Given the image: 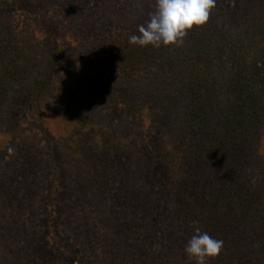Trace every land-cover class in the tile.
I'll return each instance as SVG.
<instances>
[{"label":"trees","instance_id":"trees-1","mask_svg":"<svg viewBox=\"0 0 264 264\" xmlns=\"http://www.w3.org/2000/svg\"><path fill=\"white\" fill-rule=\"evenodd\" d=\"M50 1L42 11L33 1L25 18L15 14L17 27L0 28V264H33L30 247L37 264H90L96 235V264H195L184 249L197 229L223 241L210 264H263L255 245L264 247V0H215L203 26L159 48L128 42L154 0ZM54 14L68 23L71 53L51 43ZM127 81L144 103L118 91ZM14 84L33 90L9 124ZM89 86L165 142L160 160L147 156L159 169L133 173L118 141L128 128L92 133ZM73 197L86 218L70 231L62 214ZM39 198L47 205L38 200L36 223L22 217L21 202Z\"/></svg>","mask_w":264,"mask_h":264},{"label":"rangeland","instance_id":"rangeland-1","mask_svg":"<svg viewBox=\"0 0 264 264\" xmlns=\"http://www.w3.org/2000/svg\"><path fill=\"white\" fill-rule=\"evenodd\" d=\"M18 1L19 2H6L3 0H0V28L9 27V26L17 27L19 25V22L17 21L15 22L14 20L15 14L19 10L18 11L19 19L25 18L27 13L31 12V8L33 7V1L34 2L37 1V5H39V11L45 10L52 3L50 0H18ZM21 2L23 4H21ZM54 16H55V19H54L55 25H53L52 31H55L56 34H55L54 39H52L51 43H54V40H55L56 43L66 44V47H64L63 49V53H71L72 51H74L75 48L73 46L70 47V45H67V43H70L71 41L69 40V38H67V31L70 29L68 26V23H65L63 21V18H64L63 14H61V16L59 17H57L58 16L57 14H54ZM25 32L26 31L24 30L23 33ZM101 59L102 57L100 56V60ZM105 59H109L112 61V57L108 58L107 56ZM135 85L136 84H133L131 81H127V82H124L123 84H119L117 89L118 91H120V93L125 94L128 98H134L135 101H140L141 103H144L147 98L146 96H144V98H141L140 100L138 99L139 97L138 88ZM91 88L92 87L89 86V88L83 91L84 93L83 99L87 100V102L89 103L91 107L86 117L90 118L93 124L95 125L96 130L92 131V133L97 132L98 128L100 127V131L97 133L99 134L102 133V135L106 137L108 136V134H110V131L112 130H117V129H120L121 127L128 128L126 132L127 135H125L126 133L125 134L122 133L118 141L123 142L124 145L129 146V148L126 149V151L128 152L127 154L128 156L129 155L133 156V159H132L133 163L131 164V165H134L132 167L133 173H135L136 176L140 175V173L142 175L147 173L148 175L153 170L159 169V164L150 165L149 162L147 163V161L149 160L147 159V156L149 157L150 155L149 158L152 159V163L155 160H160L163 157L161 156L163 153L162 147L165 142H163L161 138L155 137L152 131L148 132V134H146L145 132L143 133V130L141 129H144V128L148 129V126L144 125L145 122L143 123V121L141 122L140 120L136 119L133 123V121H131L130 118L128 117L127 108H125L123 104H120V103L117 104L115 99L113 100L111 98H107L106 94H104L102 91H100L101 93L97 97L93 98L94 92H92ZM32 90L33 88H32V85L30 84L25 85L24 88L19 87V85H16V84L13 85L12 96L17 95V97L15 98L10 97L9 99V105L7 107V111H6L7 113L5 115V119L8 121L9 124L14 122L15 118L18 116V113L21 109L20 104L24 102L25 100H27L28 96H31ZM115 91L116 89L113 86V93ZM157 95L158 94H155V96ZM50 101H51V97L45 96L40 102H38L37 100V103L34 102L33 105L35 106L37 105V108H39L42 106V103L44 102L48 103ZM47 108L48 106H46V109H45L46 111H47ZM50 111L53 112L54 109L52 108V110ZM26 129L27 127H24L21 130V132H19V135L21 134V136L23 137L27 133ZM135 149L137 150V153L133 155L132 152ZM118 155H120V152ZM153 166H156V167H153ZM40 176H42V173L40 174ZM66 177H67L66 178L67 182L73 183L74 177H75L74 174L67 175ZM137 179L138 181L136 183L139 185V183L142 182L141 181L142 176L137 177ZM42 199L43 198L36 199L29 208L23 207L24 204L23 202H21L22 205L20 208V212L22 214V217L31 218L32 221L33 222L35 221L36 223L37 218H39L40 215H42L40 214L41 209L38 206V204L40 203V201L38 200H42ZM75 200L76 199H74L73 197V199L69 198V201H68L69 206L72 209V213L68 214V212H64L62 214V215H68V219L70 221V225H68V228L70 229V231H72L74 226L82 225L81 223H83L86 218V212L82 210L84 206L81 204H74ZM41 203L46 204L47 201L45 202L42 200ZM104 230L105 228H102L100 231L103 232ZM36 236L37 235H35L33 239L37 240ZM91 240L93 243L92 248L93 249L95 248L96 250L94 253V255L96 254V256L93 255L94 256L92 257L93 259L90 258L89 260H90V264H96L97 260H99L101 256L100 244L102 243L103 240L100 239V236H97V235L95 236V239L91 238ZM262 243H260L259 241H256L255 252L259 254L258 258L260 259V262L264 264V247ZM66 248H69V247H66ZM35 251L36 250L31 249V247L29 248V251H28V258L33 264H37V255ZM235 261H236L235 259L231 258V260L227 261V264H234Z\"/></svg>","mask_w":264,"mask_h":264},{"label":"clouds","instance_id":"clouds-1","mask_svg":"<svg viewBox=\"0 0 264 264\" xmlns=\"http://www.w3.org/2000/svg\"><path fill=\"white\" fill-rule=\"evenodd\" d=\"M214 7L215 0H154V11L138 26V34L128 37V42L139 47L179 46L189 30L208 21ZM222 248V240L197 229L184 251L195 264H210Z\"/></svg>","mask_w":264,"mask_h":264}]
</instances>
